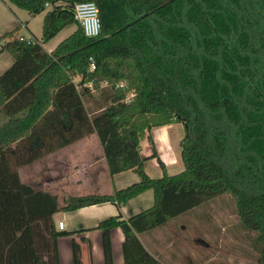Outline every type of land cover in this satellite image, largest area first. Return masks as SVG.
<instances>
[{"label": "trees", "instance_id": "trees-1", "mask_svg": "<svg viewBox=\"0 0 264 264\" xmlns=\"http://www.w3.org/2000/svg\"><path fill=\"white\" fill-rule=\"evenodd\" d=\"M7 1L31 15L52 9L40 39L19 28L0 36L14 57L0 75V264H58L55 239L66 233L57 212L124 205L148 189L151 208L97 227L130 228L124 264H163L138 235L224 194L235 198L240 226L264 243V0ZM79 2L97 5L98 37L76 20ZM70 24L76 31L47 52L44 44ZM174 122L184 124V169L151 177L141 141ZM92 133L110 174L134 171L137 181L62 206L21 181L22 165ZM260 246L255 264H264Z\"/></svg>", "mask_w": 264, "mask_h": 264}, {"label": "crops", "instance_id": "crops-1", "mask_svg": "<svg viewBox=\"0 0 264 264\" xmlns=\"http://www.w3.org/2000/svg\"><path fill=\"white\" fill-rule=\"evenodd\" d=\"M51 9L50 4L43 12L31 15L7 0H0V36L19 28L20 36L40 39L44 17ZM76 29V24L68 25L44 44V49L51 53ZM13 63L14 57L7 50H2L0 44V75ZM80 79L76 77L75 82L79 83ZM183 137L184 124L178 122L146 131L141 141V156L145 159V170L149 176L161 177L165 172L173 175L184 169L181 147ZM154 150L156 157H152ZM154 160L159 162V167L153 165L155 171L152 172L149 164H154ZM18 171L24 184L35 191L50 193L59 206L73 196L110 195L116 188H124L138 179L134 171L115 177L110 174L103 145L96 133L22 165ZM154 199V190L148 189L124 205L103 202L73 211L57 212L53 217L55 225L58 230L66 233L55 239L58 264H124L123 243L132 233L130 228L127 225L108 230L97 227L101 221L110 217L121 216L127 220L151 208ZM203 206L139 234L145 249L163 264H215L213 257H210V244L218 237L209 236L207 218L204 217V211H201ZM59 222H63V229L59 228Z\"/></svg>", "mask_w": 264, "mask_h": 264}, {"label": "rangeland", "instance_id": "rangeland-1", "mask_svg": "<svg viewBox=\"0 0 264 264\" xmlns=\"http://www.w3.org/2000/svg\"><path fill=\"white\" fill-rule=\"evenodd\" d=\"M153 163L149 164V170L152 172L155 171L153 165L159 167L158 161L154 160ZM206 207L208 209H205ZM201 211H204V217L207 218L209 236L218 237L210 244V257H213V263L255 264L261 248L260 243L262 246L264 244L263 240L257 241L254 232L240 226L236 213V200L231 194H224L204 204Z\"/></svg>", "mask_w": 264, "mask_h": 264}, {"label": "built area", "instance_id": "built-area-1", "mask_svg": "<svg viewBox=\"0 0 264 264\" xmlns=\"http://www.w3.org/2000/svg\"><path fill=\"white\" fill-rule=\"evenodd\" d=\"M50 5L49 3L46 5ZM76 20L80 23L85 36L98 37L101 33V21L99 10L94 2H79L74 5ZM95 66H92L94 68ZM59 228L63 229V222H59Z\"/></svg>", "mask_w": 264, "mask_h": 264}]
</instances>
